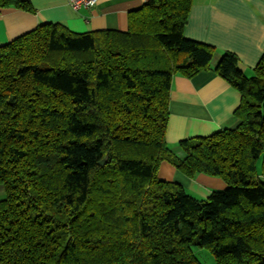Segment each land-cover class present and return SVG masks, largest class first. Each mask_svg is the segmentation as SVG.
Masks as SVG:
<instances>
[{
    "label": "trees",
    "instance_id": "16d2710c",
    "mask_svg": "<svg viewBox=\"0 0 264 264\" xmlns=\"http://www.w3.org/2000/svg\"><path fill=\"white\" fill-rule=\"evenodd\" d=\"M193 0H144L126 30L37 25L0 45V264H264V50L184 36ZM33 11L29 0L0 8ZM213 69L239 122L166 142L175 74ZM166 161L226 185L205 198L160 179Z\"/></svg>",
    "mask_w": 264,
    "mask_h": 264
},
{
    "label": "crops",
    "instance_id": "0c3cea01",
    "mask_svg": "<svg viewBox=\"0 0 264 264\" xmlns=\"http://www.w3.org/2000/svg\"><path fill=\"white\" fill-rule=\"evenodd\" d=\"M29 1L33 11L0 8V45L49 22L62 23L75 32L126 30L129 12L140 8L144 0H98L90 7L77 10L72 9L67 0ZM184 36L216 47L212 68L221 52L231 51L237 55L244 74L251 76L264 50V0H193ZM239 102L238 90L213 69L192 77L175 74L165 135L168 146L181 155L177 146L180 140L235 127L239 122L235 115ZM165 162L158 165V176L178 182L197 197L205 198L212 190L224 187L216 176L198 173L190 178ZM4 196L0 185V200ZM211 260L210 263L215 264L214 259Z\"/></svg>",
    "mask_w": 264,
    "mask_h": 264
},
{
    "label": "rangeland",
    "instance_id": "374dc122",
    "mask_svg": "<svg viewBox=\"0 0 264 264\" xmlns=\"http://www.w3.org/2000/svg\"><path fill=\"white\" fill-rule=\"evenodd\" d=\"M165 163H167V162H165ZM168 165H170V164L168 163ZM159 178L162 179L161 177H159ZM217 179H219V181L223 182V180L221 178L217 177ZM225 187H226V185L224 184V187L222 189H219V190H223ZM196 250L199 252H195V254H196L197 258H199V260L202 262V264H211L212 263L211 259L213 257H212L211 252L208 249H206V248H204V249L203 248L202 249L201 248H194V251H196Z\"/></svg>",
    "mask_w": 264,
    "mask_h": 264
},
{
    "label": "built area",
    "instance_id": "2783aa9c",
    "mask_svg": "<svg viewBox=\"0 0 264 264\" xmlns=\"http://www.w3.org/2000/svg\"><path fill=\"white\" fill-rule=\"evenodd\" d=\"M98 0H67L68 5L74 9L77 10L81 7H90L97 3Z\"/></svg>",
    "mask_w": 264,
    "mask_h": 264
}]
</instances>
